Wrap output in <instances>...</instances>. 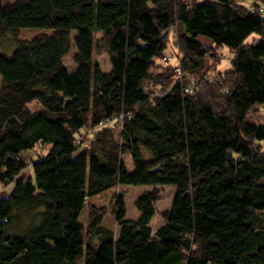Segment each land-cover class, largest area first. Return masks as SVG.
I'll list each match as a JSON object with an SVG mask.
<instances>
[{"label":"trees","instance_id":"16d2710c","mask_svg":"<svg viewBox=\"0 0 264 264\" xmlns=\"http://www.w3.org/2000/svg\"><path fill=\"white\" fill-rule=\"evenodd\" d=\"M263 6L0 0V33L15 42L0 51V264H264ZM21 27L50 32L19 38ZM35 144L46 147L28 160ZM121 183L151 186L135 216L118 193L116 231L103 206L79 221L86 197ZM162 184L172 198L151 230Z\"/></svg>","mask_w":264,"mask_h":264},{"label":"rangeland","instance_id":"374dc122","mask_svg":"<svg viewBox=\"0 0 264 264\" xmlns=\"http://www.w3.org/2000/svg\"><path fill=\"white\" fill-rule=\"evenodd\" d=\"M9 1H11V0H9ZM196 1H200V0H196ZM41 31L50 32V30L48 28L21 27L17 31V36L19 38H30L31 36L35 35L38 32H41ZM93 34L95 37H97L100 33L99 32H93ZM74 35H75V30L72 29L70 31V40H71L70 41V49H69L68 53L63 57V62L65 65L68 66L69 70L73 69V63L71 61V54L74 51V44H73V36ZM248 37H249V35H248ZM14 43H15L14 39L12 38V35L9 32L4 31V32L0 33V51L10 52L14 46ZM169 50H170V44L168 42L167 47H166V52H169ZM229 56H230V52H229L228 48L226 46H222L220 48V52H219L220 69L228 66ZM92 59L96 60L99 63L102 71H107L110 69V62H109L108 56H107L105 50L101 49L99 44L94 43V46L92 49ZM0 86H1V77H0ZM30 106H33V105H30ZM79 137H81V135H79ZM90 137L91 136H88L87 134L85 136L81 137L82 140L80 141V144H81L80 147L84 144H87L89 142ZM44 147H46V145H44V144H35L34 150L25 151V152H23V155H25L27 157V159L29 160L36 153H38V152L41 153L44 150ZM80 147H79V149H77V152L80 151ZM122 157H123V161H124L126 167L131 168L132 162H131L130 156L127 153H124ZM27 162H29V161H27ZM21 172L25 176L31 174L30 165H26L22 169ZM150 187H151L150 184H144V183H140V184H130V183L114 184V185L110 186L109 188L105 189L104 191H102L98 194L86 197V203H85L84 207L82 208L81 212L79 213V217H78L79 221L86 223L87 217H88L87 216L88 210H89L90 206H93V207L103 206L105 209V212L101 218L102 223L107 225V226H110L112 230L116 231L117 225L115 224V220H114L112 211L110 209V207H111L110 205H111L114 197L118 193H120L123 196L124 206H125V216L126 217H133L137 213V209L135 208V206L133 204V199L142 190L148 189ZM157 187L159 188L160 198L155 201V210H154V213L151 216L150 221H149V227L151 228V230H154V228L157 227L162 222L161 216L159 215L158 211L160 209L162 210V209L169 207L170 202H171V198H172V189L174 188V186L172 184H162V186L157 185ZM9 188H10V184L5 185L4 187L0 184V192L2 191V189L7 191V190H9ZM262 213L264 214V210L262 211ZM24 219L26 220V217Z\"/></svg>","mask_w":264,"mask_h":264},{"label":"built area","instance_id":"2783aa9c","mask_svg":"<svg viewBox=\"0 0 264 264\" xmlns=\"http://www.w3.org/2000/svg\"><path fill=\"white\" fill-rule=\"evenodd\" d=\"M260 10H262L264 12V6L263 7H259ZM169 58V57H166V59ZM190 86L187 88L185 87V90H189L190 87H191V84H189ZM119 118H120V123H121V120H122V114H119Z\"/></svg>","mask_w":264,"mask_h":264},{"label":"crops","instance_id":"0c3cea01","mask_svg":"<svg viewBox=\"0 0 264 264\" xmlns=\"http://www.w3.org/2000/svg\"><path fill=\"white\" fill-rule=\"evenodd\" d=\"M0 194H3V189H2V191L0 192ZM101 224L104 225V226H106V227L111 228L110 226H107V225L103 224V223H102V220H101Z\"/></svg>","mask_w":264,"mask_h":264}]
</instances>
